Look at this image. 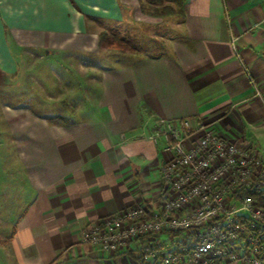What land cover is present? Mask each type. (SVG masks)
I'll list each match as a JSON object with an SVG mask.
<instances>
[{
	"label": "crops",
	"instance_id": "crops-1",
	"mask_svg": "<svg viewBox=\"0 0 264 264\" xmlns=\"http://www.w3.org/2000/svg\"><path fill=\"white\" fill-rule=\"evenodd\" d=\"M142 1L0 0V264H146L138 241L101 252L82 235L157 205V118L264 160V0H167L179 20L163 51L98 59V32L136 23Z\"/></svg>",
	"mask_w": 264,
	"mask_h": 264
},
{
	"label": "built area",
	"instance_id": "built-area-1",
	"mask_svg": "<svg viewBox=\"0 0 264 264\" xmlns=\"http://www.w3.org/2000/svg\"><path fill=\"white\" fill-rule=\"evenodd\" d=\"M148 137L163 142L157 205L105 216L83 231V241L101 252L138 241L146 264H264V204L257 198L264 195V160L257 148L189 118H157Z\"/></svg>",
	"mask_w": 264,
	"mask_h": 264
},
{
	"label": "rangeland",
	"instance_id": "rangeland-1",
	"mask_svg": "<svg viewBox=\"0 0 264 264\" xmlns=\"http://www.w3.org/2000/svg\"><path fill=\"white\" fill-rule=\"evenodd\" d=\"M168 6L172 11L168 12ZM174 9V11H173ZM135 15L136 23L119 22L100 30L109 37H116L124 42L123 51L110 50L98 44V32L95 50L97 58L111 63L112 59L123 55H137L140 53L156 54L164 50L169 39L174 35L179 17L175 13L176 4L167 0H144L134 8L128 7ZM26 58H31L26 54ZM95 70L89 68L90 75Z\"/></svg>",
	"mask_w": 264,
	"mask_h": 264
},
{
	"label": "trees",
	"instance_id": "trees-1",
	"mask_svg": "<svg viewBox=\"0 0 264 264\" xmlns=\"http://www.w3.org/2000/svg\"><path fill=\"white\" fill-rule=\"evenodd\" d=\"M167 9L168 12L172 11L171 6H168ZM98 44L110 50L123 51L124 49V42L121 39L116 37H109L104 31L98 34ZM257 198L261 204H264V195H259Z\"/></svg>",
	"mask_w": 264,
	"mask_h": 264
}]
</instances>
